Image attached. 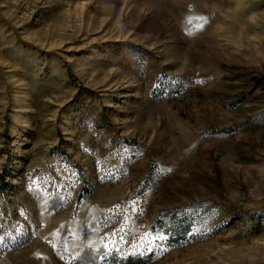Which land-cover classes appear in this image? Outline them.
<instances>
[{
    "label": "rangeland",
    "instance_id": "obj_1",
    "mask_svg": "<svg viewBox=\"0 0 264 264\" xmlns=\"http://www.w3.org/2000/svg\"><path fill=\"white\" fill-rule=\"evenodd\" d=\"M0 264H264V0H0Z\"/></svg>",
    "mask_w": 264,
    "mask_h": 264
}]
</instances>
